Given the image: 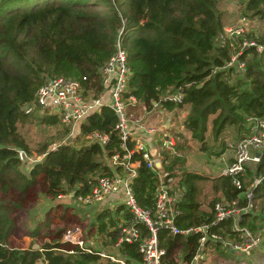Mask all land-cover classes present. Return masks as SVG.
Returning <instances> with one entry per match:
<instances>
[{
  "label": "trees",
  "instance_id": "trees-1",
  "mask_svg": "<svg viewBox=\"0 0 264 264\" xmlns=\"http://www.w3.org/2000/svg\"><path fill=\"white\" fill-rule=\"evenodd\" d=\"M222 1L0 0V264H102L101 255L61 241L67 227H52L59 226L66 213H56L53 221L48 218L45 222L48 236L58 238L40 248H15L11 237L18 230L20 218L40 200L41 194L51 199L66 195L70 202L73 199L72 205L84 207L77 202L76 195L89 192L101 176L123 173L122 166L113 167L106 161V153L109 156L118 150L124 153L115 131L118 117L110 106L90 115L78 126L80 135L93 130L110 133L107 144L80 147L63 144L57 149H49L45 144L42 149L45 155L38 162H23L19 157L21 149L28 155L31 153L20 126L35 115L43 123L60 122L65 130H70V125L56 114L39 109L26 113V106L39 87L50 77L87 76V84L100 92L103 88L100 69L115 53L120 32L132 67L127 94L135 95L151 109L154 102L182 89V103L163 102L162 106L189 107L185 127L202 143L203 152H210L208 141L212 138L219 143L214 154L220 155L229 148V141L237 142L249 133L248 117H264V50L245 49L240 56L244 68L238 65L225 68L233 48L225 32ZM245 9L264 18V0H248ZM78 137L84 141L83 136ZM134 144L130 143V148ZM182 146L179 139L168 150L172 158L167 167L173 177L179 174L178 166L184 159L179 154ZM138 160L141 165L132 185L140 205L153 207L160 180L142 155L134 153L132 161ZM253 169L259 175L264 173V155ZM206 180L194 171L185 169L181 173V199L171 192L182 210L177 219L181 227L213 220L214 212L202 211L198 200L201 184ZM211 185L213 192L223 193L227 199L238 197L239 190L230 177L220 176ZM218 200L219 196L210 202L213 210ZM242 203L246 200L242 199ZM52 210L51 207L46 216ZM111 215L105 209L99 212L98 219L104 221L100 226L104 244L113 245V252L119 224L111 221ZM260 218V212L253 208L242 223L257 231L262 229L258 228ZM231 227L232 221L217 226L215 230L223 239L207 244V261L219 264L223 257L228 262L254 264L252 258L258 256L262 261L264 233L261 248L248 255L228 247V240H239ZM33 233L46 237L42 229ZM159 240L167 248L166 261L170 264H178L180 253L190 261L199 247L197 235L185 238L161 230ZM120 251L132 262L141 261L137 244H125Z\"/></svg>",
  "mask_w": 264,
  "mask_h": 264
},
{
  "label": "built area",
  "instance_id": "built-area-1",
  "mask_svg": "<svg viewBox=\"0 0 264 264\" xmlns=\"http://www.w3.org/2000/svg\"><path fill=\"white\" fill-rule=\"evenodd\" d=\"M249 30L250 19L247 16H242L237 23L225 27L227 36L232 40L233 48L231 60L225 65V68L234 65L244 68L245 62L240 59V56L245 49L255 48L258 52L264 50L263 45L248 37ZM121 34L122 32H120L115 53L100 69L103 85L100 92L97 93L87 84L89 80L87 76H83L82 79L62 76L50 77L39 87L33 101L26 106V113H31L35 109L50 114L54 113L59 116L62 122L78 129V126L87 117L101 113L106 106H110L115 111L118 117L115 131L119 134L120 149L124 153L119 150L110 156L106 153V160L113 167L122 166L123 173L116 172L114 175L99 177L89 192L78 194L76 198L80 205L94 207L103 206L113 195L118 194L121 199L120 203L129 217L119 223L118 238L114 246L120 250L125 244H137L142 256L141 261L135 263L122 253H106L94 249L93 245H87L86 230L83 226H73L65 230L62 241L79 245L89 253L101 255L108 260L106 264H170L166 261L167 248L162 246L159 240V232L168 230L172 235L186 237L197 235L199 247L188 264H210L205 251L207 244L210 241L222 240L223 235L215 229L226 221H232L231 231L238 233L239 240H228V247L233 251L239 250V252L248 255L261 248L262 230L255 231L251 226L242 222L245 214L255 207L254 191L263 180L262 177L255 178L251 185H246L244 181L249 166L258 163L264 155V117H248L249 133L237 142H229L234 150V158L222 170V175L232 179L242 197L218 200L214 205V218L210 222L181 227L177 223V219L182 214V210L177 204L176 197L171 194L168 184L171 181L170 174L162 166L160 152L154 154L148 147L151 146L153 138L159 130L157 131L155 127H145L141 119L136 118L133 113L128 111V108L142 105L148 113L153 109L165 112L166 109L162 103H182L184 100L183 90L179 89L174 93L167 94L159 102H154L151 109L135 95H128L127 87L132 67L128 53L123 47ZM110 138V133L101 130H93L84 134L86 145L93 143L104 145L110 141ZM132 142L135 144L130 148ZM63 144L77 147L84 145L79 143L76 145L75 142H62L52 149H57ZM163 145L167 149H173L176 145L174 136L166 134L163 137ZM134 153L141 154L147 167L159 173L160 181L153 207L140 205L132 185L141 165L139 160L132 161ZM258 154L261 155L258 156ZM19 157L23 162L34 160L24 150H19ZM242 199H245L246 203L243 204Z\"/></svg>",
  "mask_w": 264,
  "mask_h": 264
},
{
  "label": "rangeland",
  "instance_id": "rangeland-1",
  "mask_svg": "<svg viewBox=\"0 0 264 264\" xmlns=\"http://www.w3.org/2000/svg\"><path fill=\"white\" fill-rule=\"evenodd\" d=\"M245 1L246 0H223L221 2L220 9L223 11L224 14L225 26L235 24L238 22V20H240L242 16L247 15L250 19V32L248 34V37L251 40H255L258 44L264 46V43L262 42V40H264V18L260 15H254L252 12L247 11L245 9ZM249 57H252V55H250ZM128 111L133 113L136 118H140L141 121L147 118V115H144L143 111L138 106H131L128 108ZM188 113L189 107L187 106L185 108H182L181 110H178V113L176 111L174 115H170V117L168 118L166 117L164 121H161L160 123L169 122L170 124H173L172 126L174 127V130L177 132L175 134L181 138L180 141L183 146L181 147L182 150L179 152V154L183 156L184 160L186 161L184 163L185 168L196 170L198 167L200 173H205L206 170V172H208L212 176L220 175L222 169L224 167H227V165L225 166V158L229 157L224 156V160L221 161V155L214 154V151L217 149L219 143H214L212 138L208 141L210 142V152H205V155H203V152L201 150L202 143L195 140L192 137L191 132L186 127H184L185 118L187 117ZM40 118L41 117L35 115L32 119H30L29 123L24 125L21 124L20 126L21 133L26 137L27 141L29 142L31 148V153L29 154V156L34 159L33 162H38L40 159L43 158L45 154L43 155L42 149L45 144H47L49 149H52L62 142H75L76 145L79 142H84L80 139V137H78L81 135L79 134L77 127L70 126V130H65V127L60 122L58 124H47L43 123ZM77 134L79 135L77 136ZM24 171L27 172L26 169H24ZM208 182L209 181L206 180V182L202 183L201 192H207L208 196L209 194H211L212 197L208 203L210 205V202L214 200L218 196V194L212 191V185ZM177 188L179 189V193H181L180 185L178 184V182H174L173 189ZM44 197L46 196L41 194L39 196V199L42 201ZM40 200L38 201L39 203L37 202L33 205V207H30L31 209H29L27 213H25L23 217L20 218V220L18 221V230L16 234L11 237L12 246L20 249L29 248L30 246L38 248L39 246L41 247L44 243L51 242L54 238H58V236H48V230L44 227V224L48 220V218H51V220L53 221L56 217V213L58 215L60 214L59 212H61V214L66 213L64 219L62 220V223L59 226H53L52 228L59 229L62 226H65L67 227V229H69L73 226H83L84 229H86L87 245H93L92 247L98 251H105L106 253H111L112 247L103 245L105 235L100 230L101 223H104V221L102 220L101 222V220L98 219V214L99 212L103 211V209H100L97 206L81 207L78 204H75L74 206L72 205V203L67 202L69 200L67 198L63 200H60V198H58L59 201H57L59 202V204L54 202L55 199H48L47 201L44 199V201L48 204L45 206L43 214L40 215V213L42 212H38L37 210L38 205H40L41 203ZM49 204L53 210L49 213L48 216H46ZM57 210L58 212H56ZM255 210L260 212L261 214L258 226L261 227L264 232L263 201H260L258 208L256 209L255 207ZM117 216L118 214L114 213V220L117 219L116 225H118L120 221L119 218L121 214H119L118 218ZM56 220L54 221V223L56 222ZM105 223L107 222L105 221ZM41 229L44 230V235L46 237H37L35 233H33L34 231H38ZM64 232L65 230L62 233ZM262 262H264V258L262 259ZM219 264L241 263H231L228 262L225 258L221 257V259L219 260Z\"/></svg>",
  "mask_w": 264,
  "mask_h": 264
},
{
  "label": "crops",
  "instance_id": "crops-1",
  "mask_svg": "<svg viewBox=\"0 0 264 264\" xmlns=\"http://www.w3.org/2000/svg\"><path fill=\"white\" fill-rule=\"evenodd\" d=\"M248 0H246L245 1V6H246V2H247ZM245 16H247V15H245ZM248 17V16H247ZM249 18V17H248ZM239 21V20H238ZM232 25V24H231ZM227 26H229V25H227ZM226 27V26H225ZM249 32H250V30H249ZM140 108H141V110L143 111V113H144V115H147V118H145L143 121H142V123L143 124H145V127H148V128H153V127H155L156 129H157V134L154 136V140L152 141V144H151V146H148L149 148H150V150L152 151V153H154V154H156L157 152H160V154H161V161H162V166H163V168L166 170V171H168L169 172V179H171V181L170 182H168V184L170 185V190H171V192H173L174 194H176L178 197V200L179 199H181L180 198V194L181 193H179V189L177 188V189H173V184H174V182L176 183V182H178V184L180 183V179H181V173L186 169V170H189V171H194V172H197L198 174H201L202 176H204V177H206V179L209 181L208 183H212V181L214 180V179H216V178H219L220 176H223L222 175V171H221V173H220V175H214V176H212V175H210L208 172H206V170H205V173L204 172H201L200 173V170H198V167H197V169L196 170H191V169H187V168H185V166H184V163L186 162L184 159H183V161H182V165H179L178 166V168H179V170H178V172H179V174L177 175V176H175V177H173V176H171V170L167 167V165L170 163V161H171V156L169 155V152H168V150L169 149H172V148H169V149H167L166 147H164V145H163V137H165L166 136V134H169V135H171V136H174V138H175V141H176V143H177V139H178V137H177V135L175 134V133H177L175 130H174V127L172 126L173 124H170L169 122L167 123H160L161 121H164V119L167 117H170V115H174L175 114V112L177 111V113H178V110H181L182 108H179L177 105L174 107V108H172V109H170V108H167V107H165V109H166V111L164 112V111H162V112H159L157 109H153V110H151L149 113L147 112V111H145L144 109H143V107H142V105H140L139 106ZM164 107V106H163ZM143 115V116H144ZM140 116V115H139ZM141 117V116H140ZM158 118V119H157ZM159 122H158V121ZM182 127H183V125H182ZM185 127V126H184ZM184 127H183V129H184ZM168 128V129H167ZM161 129H163V130H161ZM81 136H83V138H84V135H82L81 134ZM179 139L181 140V138L179 137ZM178 139V140H179ZM79 144H86V142H79ZM228 147L229 148H227L226 150H224L220 155H221V161H223L224 160V156H228L229 158H225V166L226 165H228L229 164V162H231L232 160H233V158H234V150H233V148L229 145V142H228ZM203 152V151H202ZM201 152V153H202ZM203 155H205V152H203ZM223 157V158H222ZM188 160V159H187ZM107 161V160H106ZM108 162V161H107ZM255 166V164L253 163V164H251L250 166H249V169H248V171H247V174H246V177H245V183H246V185H251V184H253L254 183V180H255V178H263V180L261 181V183L259 184V186H257V187H259L258 189H257V187L255 188V191H254V193H255V196H256V209L258 208V206H259V203H260V201H263V203H264V173H262V174H257V172L256 171H254V169H253V167ZM201 167V166H200ZM203 168V167H202ZM225 168V167H224ZM223 168V169H224ZM222 169V170H223ZM157 174H158V177H159V180H160V176H159V173L157 172ZM201 182V181H200ZM202 185V184H201ZM213 191V190H212ZM74 193V192H73ZM72 193V194H73ZM71 194V196H74V195H72ZM208 196V194H207V192L206 193H203V192H201L200 193V195H199V197H198V200H199V202L201 203V210L202 211H208V212H214V210H213V207L211 208V206L208 204L209 203V201H210V199H211V194H209V196ZM218 196L220 197V200H223V199H227V197H225V195L223 194V193H219L218 194ZM238 196L239 197H242V194L239 192V194H238ZM60 198V200H63V199H65V198H67L68 199V196H66V195H62V196H60L59 197ZM206 198V199H205ZM44 199L47 201L48 199L49 200H51V198H48V197H44ZM44 199H42V201L40 200V205H38V207H37V210H38V212H42V213H40V215L41 214H43V212H44V209H45V206L48 204L47 202H45L44 201ZM58 199H55L54 200V202L55 203H58L59 204V200L57 201ZM73 200V199H72ZM72 200H71V202H70V200H68L67 202H70V203H72ZM120 201H121V199H120V196L117 194V195H113L103 206H97L98 208H100V209H108V210H110L111 211V213H112V215L111 216H109V218H111V221H113V223L114 224H116V222H117V219H115L114 220V213H117L118 214V216H119V214H121V216H120V218H119V223L123 220V219H126V218H128L129 217V214L128 213H126V210H125V208L121 205V203H120ZM259 201V202H258ZM54 203V204H55ZM42 204V205H41ZM49 206V208L47 209L48 211L50 210V208H51V206H50V204L48 205ZM254 207V208H255ZM258 212V211H257ZM118 216H117V218H118ZM43 218V217H42ZM244 218H245V216H244ZM246 220V219H245ZM118 223V224H119ZM249 224V223H248ZM110 226V225H109ZM115 226V225H114ZM190 226H192V225H190ZM186 227H189V226H186ZM114 228V227H113ZM113 228H111V229H113ZM258 228H260V227H258ZM86 230V229H85ZM262 230V229H261ZM262 232H263V230H262ZM264 233V232H263ZM87 236V235H86ZM185 238H187L186 236H184ZM117 238H118V236H117ZM61 241H62V239H61ZM63 242V241H62ZM116 242V241H115ZM115 242H114V244H115ZM66 243V242H65ZM103 245H105V244H103ZM105 246H110V247H112L113 248V245H111V244H106ZM38 248H40V246L38 247ZM114 249H115V251H113V252H111V254H116V253H121V251L119 250V249H117L115 246H114ZM184 254H182V253H180V254H178L177 255V261H178V264H188L189 263V261H187V260H185L184 259ZM260 257L261 256H258V257H254V258H252V262H254V264H264V262H262L261 261V259H260ZM102 262V264H106V260H105V258L103 257V259L101 260ZM170 263V262H169ZM231 263H233V262H231Z\"/></svg>",
  "mask_w": 264,
  "mask_h": 264
},
{
  "label": "water",
  "instance_id": "water-1",
  "mask_svg": "<svg viewBox=\"0 0 264 264\" xmlns=\"http://www.w3.org/2000/svg\"><path fill=\"white\" fill-rule=\"evenodd\" d=\"M261 154H258V156H260ZM72 195H74V193L72 194Z\"/></svg>",
  "mask_w": 264,
  "mask_h": 264
}]
</instances>
